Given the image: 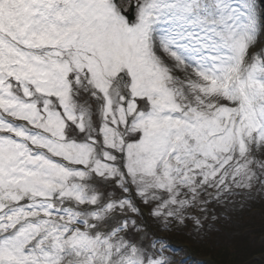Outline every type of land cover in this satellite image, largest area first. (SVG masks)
<instances>
[{
	"label": "snow or ice",
	"instance_id": "1",
	"mask_svg": "<svg viewBox=\"0 0 264 264\" xmlns=\"http://www.w3.org/2000/svg\"><path fill=\"white\" fill-rule=\"evenodd\" d=\"M261 35L264 0H0V264H171L141 206L264 192Z\"/></svg>",
	"mask_w": 264,
	"mask_h": 264
},
{
	"label": "rangeland",
	"instance_id": "2",
	"mask_svg": "<svg viewBox=\"0 0 264 264\" xmlns=\"http://www.w3.org/2000/svg\"><path fill=\"white\" fill-rule=\"evenodd\" d=\"M261 36L254 51L264 47V39ZM254 209H258L259 212ZM193 214L199 215V213ZM213 216L216 218L213 219ZM147 217L150 225L159 233L156 238H162L168 245L169 251H166L164 255L170 259L171 264H210L207 260L205 261L204 256L212 253L217 257V253L222 249L225 252L221 253L226 256L222 260L224 264H228L233 256L236 261L234 264H242V261L254 252L258 244H264V237L256 240L257 236L261 235L257 233L259 230L256 226L264 225V192H257L255 189L252 194L241 193L228 203L209 205L207 217L200 216L203 228L199 231L194 229L192 222L181 227L172 226L168 231H162L161 226L148 213ZM146 224L143 225L146 226ZM171 232H174V236L182 242L190 243L189 246L192 247L196 259L187 256L183 247L177 245L174 247L169 244L166 238L172 234ZM172 249L179 251L173 252ZM257 261L251 260L248 264H261V259Z\"/></svg>",
	"mask_w": 264,
	"mask_h": 264
},
{
	"label": "trees",
	"instance_id": "3",
	"mask_svg": "<svg viewBox=\"0 0 264 264\" xmlns=\"http://www.w3.org/2000/svg\"><path fill=\"white\" fill-rule=\"evenodd\" d=\"M144 209H145V213L146 212L148 213V210L146 208H144ZM256 229L259 230L257 233L261 234V235H258L257 237L262 236V235L264 236V225L262 227L256 226ZM147 233L149 236L151 234L154 235L157 233V230L153 226H151V227L148 226ZM170 240L174 244L184 245L188 249H190V247H191V246H188L190 243L182 242L176 236H174V234L171 235ZM253 251L254 252H251V254L245 260L242 261V264H248V261H250L253 257L264 256V244H262V245L260 244V245H258V247L256 246V248ZM221 252L224 253L225 250L222 249ZM221 252L217 253V257H216V255H212V253H207L209 255V259H210L212 264H224L222 262V260H224V257H226V256H224ZM262 258H263V261L261 263L264 264V257H262ZM234 263H236V261H234V256H233L232 260L230 262H228V264H234Z\"/></svg>",
	"mask_w": 264,
	"mask_h": 264
}]
</instances>
